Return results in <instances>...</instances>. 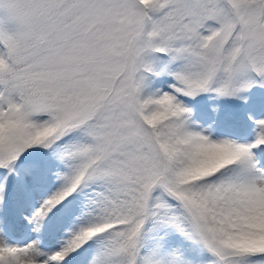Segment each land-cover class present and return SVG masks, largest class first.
<instances>
[{"label":"snow or ice","instance_id":"1","mask_svg":"<svg viewBox=\"0 0 264 264\" xmlns=\"http://www.w3.org/2000/svg\"><path fill=\"white\" fill-rule=\"evenodd\" d=\"M0 264H264V0H0Z\"/></svg>","mask_w":264,"mask_h":264}]
</instances>
